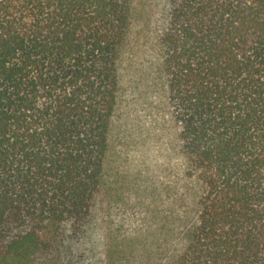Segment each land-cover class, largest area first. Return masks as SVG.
Here are the masks:
<instances>
[{"label":"trees","instance_id":"obj_1","mask_svg":"<svg viewBox=\"0 0 264 264\" xmlns=\"http://www.w3.org/2000/svg\"><path fill=\"white\" fill-rule=\"evenodd\" d=\"M132 17L133 0H0V264H264V0H165L176 185L151 247L102 242Z\"/></svg>","mask_w":264,"mask_h":264},{"label":"rangeland","instance_id":"obj_2","mask_svg":"<svg viewBox=\"0 0 264 264\" xmlns=\"http://www.w3.org/2000/svg\"><path fill=\"white\" fill-rule=\"evenodd\" d=\"M164 8L165 0H133L132 23L118 62L117 103L97 219L102 242L110 233L114 244L126 248L133 239L152 246L163 225L167 188L176 185L179 173L177 132L158 42Z\"/></svg>","mask_w":264,"mask_h":264}]
</instances>
